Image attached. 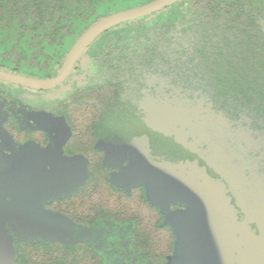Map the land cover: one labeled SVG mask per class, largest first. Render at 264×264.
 Instances as JSON below:
<instances>
[{
  "label": "trees",
  "instance_id": "trees-1",
  "mask_svg": "<svg viewBox=\"0 0 264 264\" xmlns=\"http://www.w3.org/2000/svg\"><path fill=\"white\" fill-rule=\"evenodd\" d=\"M151 1L0 0V70L34 79L55 77L71 48L93 24ZM83 57L90 58L91 67H84ZM69 79L67 95L30 99V108L49 110L69 125L66 152L85 157L89 175L71 195L50 199L44 208L89 229L113 222L116 235L120 229L127 231L139 263L171 264L177 232L167 223V213L149 197L146 182L116 176L120 167L108 164L111 143L104 139L119 140V136L104 131L102 124L140 112V103L162 88L168 96L182 95L189 104L209 105L232 127L248 133L251 161L260 163L264 159V0H178L156 13L117 24L85 49L65 81ZM19 87L37 93L50 90ZM139 115L130 119L132 132L124 140L147 137L155 154V146H163L159 157L197 158L173 135L152 129L144 114ZM4 126L16 143L34 140L46 147L49 142L43 130L22 129L15 115ZM173 208L183 205L173 203ZM16 253L13 264H112L86 241L21 240Z\"/></svg>",
  "mask_w": 264,
  "mask_h": 264
},
{
  "label": "rangeland",
  "instance_id": "rangeland-1",
  "mask_svg": "<svg viewBox=\"0 0 264 264\" xmlns=\"http://www.w3.org/2000/svg\"><path fill=\"white\" fill-rule=\"evenodd\" d=\"M83 58L84 67H91L90 58ZM71 81L45 93L0 82V264H13L21 240L86 241L112 264H141L130 249L127 231L120 229L116 235L113 222L89 229L44 208L50 199L71 195L88 180L87 159L66 152L69 125L49 110L30 108V99L65 96ZM140 106L152 129L173 135L197 155L193 161L159 157L163 146H155V154L147 137L124 140L138 111L102 124L104 131L112 130L115 138L124 140L104 139L111 143L108 164L120 167L116 176L146 182L149 197L177 232L171 264H264V159L252 163L249 134L232 127L209 105L189 104L182 95L168 96L162 88ZM11 115L22 129L45 131L47 146L34 140L16 143L4 126ZM122 144L127 145L120 148ZM173 203L183 208L171 209Z\"/></svg>",
  "mask_w": 264,
  "mask_h": 264
},
{
  "label": "water",
  "instance_id": "water-1",
  "mask_svg": "<svg viewBox=\"0 0 264 264\" xmlns=\"http://www.w3.org/2000/svg\"><path fill=\"white\" fill-rule=\"evenodd\" d=\"M176 1L178 0H153L149 3L137 7L116 12L99 20L98 22L93 24L88 30H86L85 34H83L74 44V46L67 54L68 57L63 67L60 69L59 73L55 77L46 78L45 80L34 79L0 70V80L33 90L45 91L47 89L55 88L66 80L68 75L73 70L77 61L82 57V54L85 52V49L102 33L117 24L126 22L127 20L138 18L147 14L156 13L157 11L166 8V6Z\"/></svg>",
  "mask_w": 264,
  "mask_h": 264
},
{
  "label": "flooded vegetation",
  "instance_id": "flooded-vegetation-1",
  "mask_svg": "<svg viewBox=\"0 0 264 264\" xmlns=\"http://www.w3.org/2000/svg\"><path fill=\"white\" fill-rule=\"evenodd\" d=\"M1 107L3 108V107H4V105H3V104H1V105H0V109H1ZM6 119L8 120V117H7ZM4 121H5V120H4ZM0 123H2V124H3V121L1 120V121H0ZM4 124H5V123H4ZM6 131H7V130H6ZM10 135H11V134H10ZM194 205H195V204H194Z\"/></svg>",
  "mask_w": 264,
  "mask_h": 264
},
{
  "label": "clouds",
  "instance_id": "clouds-1",
  "mask_svg": "<svg viewBox=\"0 0 264 264\" xmlns=\"http://www.w3.org/2000/svg\"><path fill=\"white\" fill-rule=\"evenodd\" d=\"M25 88V87H24Z\"/></svg>",
  "mask_w": 264,
  "mask_h": 264
}]
</instances>
